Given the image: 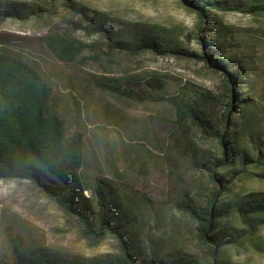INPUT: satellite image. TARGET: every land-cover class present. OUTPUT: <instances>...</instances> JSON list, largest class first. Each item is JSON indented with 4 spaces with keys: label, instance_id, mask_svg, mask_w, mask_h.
I'll return each instance as SVG.
<instances>
[{
    "label": "rangeland",
    "instance_id": "obj_1",
    "mask_svg": "<svg viewBox=\"0 0 264 264\" xmlns=\"http://www.w3.org/2000/svg\"><path fill=\"white\" fill-rule=\"evenodd\" d=\"M0 15V52L16 53L42 73L53 87V106L65 121L68 136L83 139L82 182L74 190L87 200L96 233L89 236L78 217L66 214L31 183L0 181V264L13 262L14 242L18 244L19 238L27 248L49 249L72 261L117 254L118 241L97 227L98 211L89 187L99 180L112 193V224H123L142 254L157 259L207 253L199 224L179 203L187 200L198 209L206 208L217 188L224 191L227 186L215 203L221 213L214 221L216 232L209 237L218 238V250L231 264H264V221L244 219L238 213L240 204L252 201L250 194L264 193V166L243 169L238 158L228 169L216 167L222 157L216 140L189 120H177L171 105L118 97L99 88L92 78L159 75L166 80L167 95L178 94L189 83L218 93L221 77L197 59L152 53L133 56L116 44L160 35L173 49L203 55L201 38L216 49L217 35L223 33L237 61L256 65L260 72L264 48L244 46L242 39L249 34L260 37L264 15L217 12L202 19L179 0H0ZM54 35L83 45L73 64H63L52 54L45 39ZM240 115L236 112L231 118L234 130L242 126ZM249 124L243 141L254 161L250 133L264 141V124L259 117ZM193 147L211 154L208 167L221 184L213 183L209 168L197 163Z\"/></svg>",
    "mask_w": 264,
    "mask_h": 264
},
{
    "label": "trees",
    "instance_id": "obj_2",
    "mask_svg": "<svg viewBox=\"0 0 264 264\" xmlns=\"http://www.w3.org/2000/svg\"><path fill=\"white\" fill-rule=\"evenodd\" d=\"M179 1L202 19H209L217 12L264 15V0ZM76 26L81 27L80 24ZM84 29L90 30L88 27ZM217 38L216 49L201 38L205 44L203 55L173 49L160 35H145L133 43L116 44V48L133 56L152 53L162 56L186 55L197 59L204 63L208 72L221 77L222 87L218 93L189 83L178 94L167 95L164 91L166 80L159 75L128 74L119 78L97 75L92 78L99 88L118 97L171 105L176 111L177 120H189L205 136L216 140L222 156L216 160V167L228 169L238 158L243 169L251 164L264 166V141L255 139L250 133L251 143L256 150L254 161L243 141L252 119L259 117L264 124V59L260 58L258 72L256 65L237 61L225 34L221 33ZM45 42L52 54L66 65L73 64L84 51L81 43L65 35L48 36ZM242 43L252 49L264 48V31L260 30V37L244 36ZM241 84L245 85L244 90L237 92ZM53 95L51 83L27 60L13 52H0V181L31 183L66 214L78 217L86 233L92 236L96 233L90 222L91 210L86 205L87 200L76 195L74 190L82 182L79 172L84 165L83 139L80 135L68 136L65 121L54 109ZM236 112L241 114L243 123L240 129L234 130L232 127L236 128V125L231 124V118ZM192 151L196 153L197 163L208 167L211 154L197 151L194 147ZM208 168L213 183L221 184L217 175ZM107 187L104 181L99 180L89 187V191L98 211L97 227L118 241L117 254L72 261L49 249L27 248L19 238L18 244L14 242L13 262L9 264H231L218 250V238L209 237L216 232L214 221L220 218L221 213L215 203L228 190L227 186L224 191L217 188L206 208L198 209L187 200L179 203V208L199 224L202 242L209 247L207 253L202 256L170 255L167 259L143 255L141 248L132 243L126 227L112 224L110 205L113 197ZM249 197L252 201L240 204L238 213L244 219L258 218L264 221V193H253ZM79 199L83 200L82 204Z\"/></svg>",
    "mask_w": 264,
    "mask_h": 264
}]
</instances>
